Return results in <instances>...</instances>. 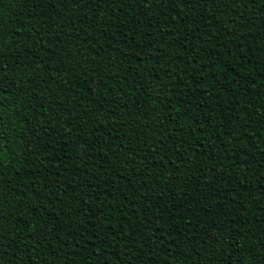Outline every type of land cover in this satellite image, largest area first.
Listing matches in <instances>:
<instances>
[{"label":"trees","instance_id":"16d2710c","mask_svg":"<svg viewBox=\"0 0 264 264\" xmlns=\"http://www.w3.org/2000/svg\"><path fill=\"white\" fill-rule=\"evenodd\" d=\"M0 264H264V0H0Z\"/></svg>","mask_w":264,"mask_h":264}]
</instances>
